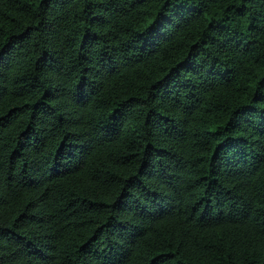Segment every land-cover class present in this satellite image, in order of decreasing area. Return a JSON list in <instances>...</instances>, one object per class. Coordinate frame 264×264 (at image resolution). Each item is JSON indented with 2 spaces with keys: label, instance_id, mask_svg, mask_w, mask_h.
Returning a JSON list of instances; mask_svg holds the SVG:
<instances>
[{
  "label": "trees",
  "instance_id": "trees-1",
  "mask_svg": "<svg viewBox=\"0 0 264 264\" xmlns=\"http://www.w3.org/2000/svg\"><path fill=\"white\" fill-rule=\"evenodd\" d=\"M0 264H264V0H0Z\"/></svg>",
  "mask_w": 264,
  "mask_h": 264
}]
</instances>
